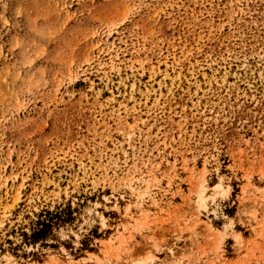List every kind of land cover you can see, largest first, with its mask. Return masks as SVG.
<instances>
[{
	"label": "rangeland",
	"instance_id": "rangeland-1",
	"mask_svg": "<svg viewBox=\"0 0 264 264\" xmlns=\"http://www.w3.org/2000/svg\"><path fill=\"white\" fill-rule=\"evenodd\" d=\"M0 264H264V0H0Z\"/></svg>",
	"mask_w": 264,
	"mask_h": 264
}]
</instances>
